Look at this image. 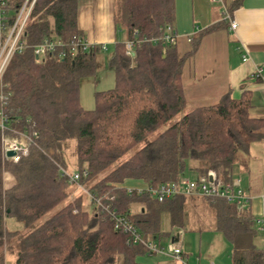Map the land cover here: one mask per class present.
Segmentation results:
<instances>
[{"label":"trees","instance_id":"16d2710c","mask_svg":"<svg viewBox=\"0 0 264 264\" xmlns=\"http://www.w3.org/2000/svg\"><path fill=\"white\" fill-rule=\"evenodd\" d=\"M242 3L233 0L229 9ZM80 5L81 0H37L26 38L36 43L45 36L84 35L77 24ZM174 13L175 0H117L115 23L129 36L134 30L152 36L172 24ZM172 48L144 43L130 55L123 42L116 43L107 63L115 85L95 93L93 109L83 107L80 88L97 71L99 47L60 60L39 62L31 49L11 58L2 79L10 92L5 113L12 128L36 131L38 138L15 162L3 153L0 131V264L8 252L15 264H115L121 256L124 264H141L136 257L146 249L128 246L107 215L92 204V211L84 207L83 196L55 210L71 195L62 171L70 139L77 144L76 170L89 173L84 184L94 181L92 192L118 194L113 207L151 238L159 233L161 208L146 191L130 192L128 183L157 188L190 170L213 171L227 181L241 154L264 137V116L252 113L248 91L187 111L184 58ZM135 204L141 208L131 213ZM216 204L219 227L236 245L234 264H263V251L240 250L252 230L245 211L222 199Z\"/></svg>","mask_w":264,"mask_h":264},{"label":"crops","instance_id":"0c3cea01","mask_svg":"<svg viewBox=\"0 0 264 264\" xmlns=\"http://www.w3.org/2000/svg\"><path fill=\"white\" fill-rule=\"evenodd\" d=\"M116 2L81 0L77 13L78 28L83 34L91 42L113 46V50L116 43H124L129 37L128 31L119 29L115 23ZM232 3L233 0H175L172 24L180 38L172 49L179 58H184L181 77L189 100L187 111L216 103L226 93L240 98L243 92L248 91L252 94V113L264 116V81L254 75L257 68L264 73V0H243L242 5L232 12L238 24L235 29L223 21L224 7L229 9ZM211 27L217 28L207 31ZM189 34H194L191 42L186 37ZM122 35L124 39H121ZM246 54L249 59L243 61ZM187 176L197 179L201 175L190 170ZM229 180H238L251 197L245 213L252 221V230L247 244L240 245V250L251 246L262 252L264 235L255 219L261 214V195L264 193V137L252 142L248 151L241 154ZM126 188L147 189L140 181H131ZM78 195L71 194L55 210ZM218 199L221 198L177 195L164 202H156L161 208L159 233L147 238L162 246L165 253L146 251L137 255V262L183 264L169 251L171 243L177 242L182 246L188 264H234L237 249L219 227ZM139 208L141 206L135 204L130 212L135 213ZM6 264H15L13 253H7ZM244 264L262 262L247 259Z\"/></svg>","mask_w":264,"mask_h":264},{"label":"built area","instance_id":"2783aa9c","mask_svg":"<svg viewBox=\"0 0 264 264\" xmlns=\"http://www.w3.org/2000/svg\"><path fill=\"white\" fill-rule=\"evenodd\" d=\"M222 1V0H216ZM37 3V0H19L12 3L9 0H0V131L1 144L5 156L7 152L12 150L15 154L8 157L17 162L21 157L28 155L29 145L34 143L38 138V132L33 131H18L11 127V120L5 113V106L8 104L10 92L4 90L2 82L5 70L15 54H20L31 49L34 56L39 62L48 59H63L74 57L79 51H88L99 47L102 51H107L108 46L105 44H96L91 42L85 35L72 34L67 38L57 36H45L36 43H31L26 38V29L31 20V14ZM223 21L230 24V28H237V22L233 17L232 12L225 6L223 11ZM194 34L187 35V40L191 42ZM180 35L174 28L173 24L169 23L160 28L159 33L152 36H141L137 30L132 32V35L124 42V47L127 54L134 55L135 50L141 47L142 44L148 43L154 47L163 49L174 46L179 40ZM249 56L243 55V61H248ZM254 75L264 81V73L261 68L255 69ZM63 174L68 177L72 186H76L90 196L92 205L99 212L107 215L113 222L115 230L123 232L127 238L126 243L132 247L142 245L147 252L165 253V249L157 242L144 237L135 223L128 217L127 214L120 212L113 207L116 200L114 193L100 194L97 192L88 191L83 182L88 177V170H75L70 173L63 169ZM210 176L212 180L210 181ZM86 187V188H85ZM130 192L132 189H128ZM138 193L146 191L150 196L156 198L158 202L177 195L183 196H204L209 198H221L226 202L234 204L239 211H245L246 205L250 202L251 197L241 188L240 182L237 180L223 181L213 171L208 175H201L197 179H192L188 176L172 181L167 185H161L157 188L149 187L145 190L137 189ZM262 211L255 223L258 229L264 235V193L261 195ZM169 251L171 256L181 261L183 264H188L184 258L183 249L177 242H172ZM263 264H264V245H263Z\"/></svg>","mask_w":264,"mask_h":264},{"label":"rangeland","instance_id":"374dc122","mask_svg":"<svg viewBox=\"0 0 264 264\" xmlns=\"http://www.w3.org/2000/svg\"><path fill=\"white\" fill-rule=\"evenodd\" d=\"M124 35L121 36V39ZM113 52V46L108 47L107 51H102L98 54L99 65L95 75L85 81L80 88V99L84 108L93 109L95 107V93L97 91L107 90L113 88L115 85V74L114 71L108 66V56ZM106 59V60H105ZM222 68V65H221ZM189 107V106H188ZM64 157L66 162V170L70 173L74 172L77 169V144L74 139H70L65 143L64 147ZM94 181L85 185L88 191H91ZM69 191L73 196L80 194L83 196L84 207L92 211V204L90 201V196L87 192L78 189L76 186H70ZM116 192V191H115ZM116 200H117V195ZM79 196V195H78ZM212 201V200H210ZM90 203V204H89ZM165 226V222H163ZM162 239V238H161ZM115 264H124L123 257H119Z\"/></svg>","mask_w":264,"mask_h":264},{"label":"water","instance_id":"95a60500","mask_svg":"<svg viewBox=\"0 0 264 264\" xmlns=\"http://www.w3.org/2000/svg\"><path fill=\"white\" fill-rule=\"evenodd\" d=\"M15 154V152H13L12 150L7 152V156L8 157H12ZM212 180V177L210 176V181Z\"/></svg>","mask_w":264,"mask_h":264}]
</instances>
